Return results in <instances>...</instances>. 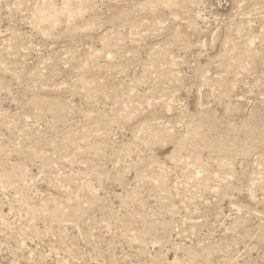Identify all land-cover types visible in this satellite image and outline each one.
Segmentation results:
<instances>
[{
  "label": "rangeland",
  "instance_id": "rangeland-1",
  "mask_svg": "<svg viewBox=\"0 0 264 264\" xmlns=\"http://www.w3.org/2000/svg\"><path fill=\"white\" fill-rule=\"evenodd\" d=\"M0 264H264V0H0Z\"/></svg>",
  "mask_w": 264,
  "mask_h": 264
}]
</instances>
